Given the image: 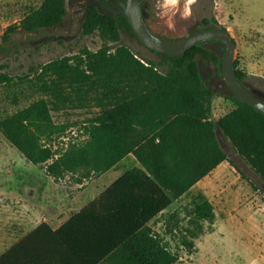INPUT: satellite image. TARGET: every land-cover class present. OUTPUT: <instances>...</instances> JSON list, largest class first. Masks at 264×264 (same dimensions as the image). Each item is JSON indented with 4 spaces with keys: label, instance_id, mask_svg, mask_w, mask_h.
<instances>
[{
    "label": "trees",
    "instance_id": "1",
    "mask_svg": "<svg viewBox=\"0 0 264 264\" xmlns=\"http://www.w3.org/2000/svg\"><path fill=\"white\" fill-rule=\"evenodd\" d=\"M66 11L65 0H44L19 26L29 32L52 27L64 20ZM202 23L203 28H225L214 17H203ZM81 26L84 34L99 32L105 39L103 45L96 51L85 47L73 56L52 59L33 68L37 76L54 72L69 83H95L114 78L120 65H130L145 81V95L154 100L155 107L139 110L125 99L126 105L118 108L120 115L97 113L82 124L85 138L54 146L67 125L53 118L52 110L66 99L60 89L52 87L45 90L48 97L0 115V130L27 160L44 167L56 181L67 174L75 181L92 179L129 152L143 166L126 170L58 229L39 224L37 228H48L61 241L64 255L60 262L97 264L109 258L114 264H169L174 257L150 233L147 222L223 159L248 178L224 149L217 130L264 183V113L227 88L224 94L235 107L216 119L211 117L216 90L203 77L197 61L201 56L220 67L221 58L209 42L194 44L179 57L147 47L159 58L143 61L121 42L122 31L137 37L124 13L104 11L89 3ZM16 27L9 26L0 36V47ZM110 41L119 43L112 46ZM233 65L237 77L247 85V72L235 58ZM19 79L23 81V77ZM11 80L10 74L0 72V84ZM261 189L264 192V186ZM201 199L207 209L201 216L212 218V205L202 195Z\"/></svg>",
    "mask_w": 264,
    "mask_h": 264
},
{
    "label": "rangeland",
    "instance_id": "2",
    "mask_svg": "<svg viewBox=\"0 0 264 264\" xmlns=\"http://www.w3.org/2000/svg\"><path fill=\"white\" fill-rule=\"evenodd\" d=\"M43 1L0 0V36L9 26L17 24V27L10 31L8 41L0 47V72L12 76L11 81L0 84V115L24 107L39 97H48L49 91L45 90L52 87L60 89L66 100L59 103V109L52 110V115L56 122L67 125L65 132L54 142V146H61L71 139L85 138L82 124L95 114L105 112L111 116L120 115L118 108L126 105L125 99L130 100L139 110L155 107L154 100L145 95L148 89L145 81L140 79L130 65H120L114 78L108 80L106 77L95 83L89 80L69 83L54 72H44L37 76L35 67L43 66L50 60L64 55L73 56L85 47L96 51L105 42L97 31L91 34L82 32L81 24L86 11L82 0H65L66 15L58 25L31 32L20 27V20L38 8ZM147 2L148 23L153 30L166 35L180 36L189 30L203 29V17L216 18L220 25L229 30L236 42L234 58L238 60V66L247 72V85L264 90V0H194L191 4H188L187 0H178L174 6L166 4L165 0ZM121 42L128 45L135 56L143 61L159 58L157 53L149 50L132 32L122 31ZM109 43L114 46L119 42ZM197 61L203 77L216 90L211 113V117L216 119L235 107V103L224 94L227 87H215L216 79H222L220 67L218 68L213 60L203 59L201 56H197ZM19 77H23V81ZM42 81L44 83L40 87ZM219 134L228 155L264 196L261 189L262 179L233 151L228 139L221 132ZM28 165L34 166L35 163L27 161L0 130V186L9 181L11 190L17 192L22 191L28 184H36L37 175L42 174H39L38 170L31 173L32 168L28 170ZM37 166L46 172L44 167ZM54 181L59 184L63 193H70L77 188L70 174ZM3 190L5 188H0V191ZM46 190L47 187L45 191L41 190L42 198L47 196ZM177 198L175 206L180 210L183 219L188 220V232L191 234L182 232L175 222L173 226L177 227L176 230L169 228L167 234L156 235L174 257L169 264H264L263 248L245 252L241 245L247 241L250 227L243 230L245 238L232 234L230 229H222V235L218 236L217 241H213L211 250L208 251L204 247L197 252L191 235L195 234L197 229L199 232L209 231L211 218L201 216L207 213V209L202 205L200 194L188 192ZM198 205H202V208L198 209ZM176 220L178 221L179 217ZM205 243L208 245V240H205Z\"/></svg>",
    "mask_w": 264,
    "mask_h": 264
},
{
    "label": "crops",
    "instance_id": "3",
    "mask_svg": "<svg viewBox=\"0 0 264 264\" xmlns=\"http://www.w3.org/2000/svg\"><path fill=\"white\" fill-rule=\"evenodd\" d=\"M134 167L143 168L136 156L129 152L97 177L84 181L73 179L77 188L70 193H63L53 176L36 164L27 167L28 170L32 168L31 173L38 170L42 174L37 175L36 184H28L22 191L14 192L11 183L5 181L0 186L5 188L0 191V264H64L60 262L64 255L61 241L48 228H37L39 224L45 222L51 230L58 229L122 173ZM45 187L48 194L45 192L47 196L42 198L41 190L45 191ZM188 192L204 196L213 211L209 231L199 232L197 229L191 235L197 252L204 247L211 250L213 241L222 235V229H230L232 234L245 238L243 230L248 227L251 228L247 233L248 239L241 244L244 251L264 249V196L227 159L217 163L183 194ZM177 199L147 222L151 234L165 235L167 229L176 230L177 227L187 235L191 234L188 232V220L183 219L175 206ZM178 217L179 220L175 221ZM175 222L177 227L173 226ZM205 240H208V245ZM97 264L114 263L105 258Z\"/></svg>",
    "mask_w": 264,
    "mask_h": 264
},
{
    "label": "water",
    "instance_id": "4",
    "mask_svg": "<svg viewBox=\"0 0 264 264\" xmlns=\"http://www.w3.org/2000/svg\"><path fill=\"white\" fill-rule=\"evenodd\" d=\"M118 4V11L126 15L139 40L150 49L179 57L192 45L209 42L211 50L221 58L220 70L228 92L264 113V90L246 85L235 73L236 42L227 28L210 26L189 30L180 37H163L150 29L142 10V0H119ZM217 133L220 136L219 130Z\"/></svg>",
    "mask_w": 264,
    "mask_h": 264
},
{
    "label": "flooded vegetation",
    "instance_id": "5",
    "mask_svg": "<svg viewBox=\"0 0 264 264\" xmlns=\"http://www.w3.org/2000/svg\"><path fill=\"white\" fill-rule=\"evenodd\" d=\"M82 1H83L82 6H85V8L87 7V5L89 3L95 4L98 8H100L101 10H104V11L115 12L119 8V4H118L119 0H82ZM147 4H148L147 0H142V10L146 16V21L148 23L149 14H148V9H147V7H148ZM148 25L152 31H154L155 33H157L158 35H161L163 37H180V36L172 35V34H167V35L163 34L160 31L153 30L149 23H148ZM224 86L226 87L223 79H216V81H215V87L216 88L217 87H224Z\"/></svg>",
    "mask_w": 264,
    "mask_h": 264
},
{
    "label": "clouds",
    "instance_id": "6",
    "mask_svg": "<svg viewBox=\"0 0 264 264\" xmlns=\"http://www.w3.org/2000/svg\"><path fill=\"white\" fill-rule=\"evenodd\" d=\"M178 2V0H165L166 4H170V5H176ZM188 4L194 3V0H187Z\"/></svg>",
    "mask_w": 264,
    "mask_h": 264
}]
</instances>
